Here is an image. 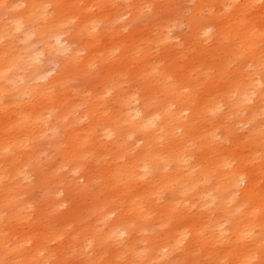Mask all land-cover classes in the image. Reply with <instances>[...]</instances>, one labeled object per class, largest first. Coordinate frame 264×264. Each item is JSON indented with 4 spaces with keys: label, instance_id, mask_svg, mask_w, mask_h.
Instances as JSON below:
<instances>
[{
    "label": "rangeland",
    "instance_id": "374dc122",
    "mask_svg": "<svg viewBox=\"0 0 264 264\" xmlns=\"http://www.w3.org/2000/svg\"><path fill=\"white\" fill-rule=\"evenodd\" d=\"M249 25L264 29V3L0 0V264H264V100L251 122L234 105L264 88ZM187 105L196 121L155 131ZM240 170L251 196L232 194Z\"/></svg>",
    "mask_w": 264,
    "mask_h": 264
},
{
    "label": "bare ground",
    "instance_id": "6f19581e",
    "mask_svg": "<svg viewBox=\"0 0 264 264\" xmlns=\"http://www.w3.org/2000/svg\"><path fill=\"white\" fill-rule=\"evenodd\" d=\"M53 2V1H52ZM229 2V1H228ZM254 2H262V3H264V0H254ZM231 3L232 4H234V5H237L238 3L237 2H235V0H231ZM32 6V5H31ZM45 6V5H44ZM71 7V6H70ZM220 7V6H219ZM228 8V7H227ZM256 8V7H255ZM35 10H36V8H35ZM88 11V10H87ZM239 11H241L242 12V8H241V10H239ZM35 12V11H34ZM36 13H38V12H36ZM225 13V12H224ZM12 14V13H11ZM238 14L239 13H235L234 14V16L235 17H237L238 16ZM34 15H36V14H34ZM16 16V18L14 19V23H15V25L14 26H11V27H9L8 29H6V31H8L7 32V34H6V36H8V35H10L11 34V32H14V33H20L22 30H23V28H24V24H25V21H24V19H23V17L22 16H20V17H18L19 15L17 14V15H15ZM42 16V15H41ZM87 16H89V15H87ZM29 17H31V16H29ZM35 17V16H34ZM94 16H92L91 18H93ZM86 18V17H85ZM90 18V19H91ZM233 18V17H232ZM232 20V19H231ZM243 20V19H242ZM35 21V20H34ZM92 22V21H91ZM100 22V21H99ZM238 23V22H237ZM247 23V22H246ZM245 23V24H246ZM254 23V22H253ZM6 24V23H5ZM31 24V23H30ZM33 24V23H32ZM31 24V25H32ZM34 25V24H33ZM248 25V24H247ZM259 25V24H258ZM8 26V25H7ZM64 26V25H63ZM5 27V26H4ZM33 27H35V26H33ZM83 27V26H82ZM261 27V26H260ZM31 28H32V26H31ZM56 28V27H55ZM60 28V27H59ZM62 28V27H61ZM86 28V27H85ZM84 28V29H85ZM216 28H218L217 26H215L214 24H208V25H204L203 27H202V29H201V31H200V34L201 35H203V33L205 32V30H207V29H211V32H210V34L214 31V34H215V29ZM247 28H249L250 30H252L251 32L252 33H254V35H256V37L258 38V42L260 43V42H262L263 40H264V29H262V31L261 32H258L257 30H256V27L254 26V25H249ZM66 30V29H65ZM92 30V29H91ZM61 31H63V30H60V32ZM57 32V31H56ZM28 33V32H27ZM52 33H54V32H52ZM48 34H50V35H48V36H51V33H48ZM55 34V33H54ZM64 34V33H63ZM209 34V35H210ZM28 36H32V35H30L29 33L27 34ZM58 35V34H57ZM63 36V35H62ZM19 37V36H18ZM50 38V37H49ZM49 38H48V42H50V43H52V44H54L53 42H55V41H53V39L52 40H49ZM54 38H57V36L56 37H54ZM23 39V38H22ZM31 39V38H30ZM58 39V38H57ZM209 39V38H208ZM57 42V41H56ZM48 44V43H47ZM51 44V45H52ZM31 45V44H30ZM50 45V46H51ZM58 45V44H57ZM58 47V46H57ZM52 48H53V46H52ZM48 49H50V47L48 46V45H46V48H45V50H48ZM30 53H33L32 52V50L30 51ZM45 53V52H44ZM36 54H38V57H41L42 55L44 56V54L43 53H34L33 55H35L36 56ZM29 56V55H28ZM34 56V57H35ZM38 59V58H37ZM73 59V58H72ZM31 60V59H30ZM29 60V61H30ZM73 61V60H72ZM5 68V67H4ZM3 68V69H4ZM7 68V67H6ZM1 72H2V70H1ZM5 72V71H4ZM5 74V73H4ZM41 77V76H40ZM241 88H243V86L241 87ZM252 89H255V88H252ZM234 91V90H233ZM240 93V95H239V97L241 98V101H238V100H235V106L236 107H238L239 108V111H241V112H244V113H248L249 114V119L247 120V122H251V120H255L256 118H257V116L259 115V113H258V111H257V109L256 110H254L251 106H250V103H247L246 102V97H250L251 98V101H255V103H257V102H263V100H264V88L262 89V90H256L255 91V93H257V97L255 98L254 96H250V94L251 93H253V92H251V91H249L248 89H245V90H242L241 92H239ZM135 99V98H134ZM138 100V99H137ZM186 103H188V104H193V99L192 98H188V101H186ZM135 106V101L134 102H131L130 103V107H132V109H134L133 107ZM138 109V108H137ZM129 111V110H128ZM194 108L193 107H191V106H189V105H187V107H185V108H183L181 111H179L178 113H175V114H173V113H169L168 112V110L167 109H165V111H163V112H160V114H157V113H152V114H147V116H145V117H141V115H136L138 118H140V119H138L139 120V122H138V126H139V128H143L144 126H146L147 128L149 127V126H151L152 124L150 123V122H152V123H156L155 122V120H154V115L155 114H157V115H155V116H159L161 119H160V122H159V125H160V127H158L155 131H161L162 129H164V128H167L169 125H170V123L171 122H173V121H175V117H177V116H179V115H181V118L182 117H186V116H188V115H193L194 116V118H193V120L195 119V113H194ZM133 112V111H132ZM134 112H135V110H134ZM139 112V111H138ZM140 113V112H139ZM135 114H136V112H135ZM146 115V114H145ZM134 117V116H133ZM45 119V118H44ZM197 120V118L195 119V121ZM45 122V121H44ZM257 128H258V130L257 129H254L255 131H253V133H258V134H261L262 133V131H264L263 130V123H259V124H257V126H256ZM179 129H186V126H182L181 125V127L179 128ZM143 130V129H142ZM154 130H152V131H154ZM70 132V131H69ZM110 134V133H109ZM220 138V137H219ZM264 139V138H263ZM59 143V142H58ZM60 148V147H59ZM229 160V159H228ZM229 163V162H228ZM230 165V164H229ZM60 166V165H59ZM145 166H146V164H145ZM182 166H183V164H182ZM228 166V165H227ZM81 167V166H80ZM142 167V166H141ZM150 167V166H149ZM229 167H231V168H233L234 167V165H233V162H232V164L229 166ZM77 168V167H76ZM145 168H148V167H145ZM134 173V172H133ZM231 173V176H230V178H231V180H232V185L231 186H233L234 188V190H232V194L233 195H235V193L236 192H238V191H242L243 193H245V190H243V189H241V188H239V185H240V181H241V178H243V182H245V183H247V188H249L248 190H246L247 191V193H246V195H248V196H251V195H253V192H254V188H255V185H256V179H254L252 176H250V174L249 173H246L245 171H239V172H237V173H234V172H230ZM27 177V176H26ZM248 182H250V184H248ZM191 188H193V187H191ZM228 190V189H227ZM227 190H225V192L223 193V195H224V201L226 202V203H229L230 202V199H231V195L232 194H228V193H226V191ZM237 194V193H236ZM249 198L250 197H245V199L244 198H242L241 199V201H240V203L238 204V208H241V207H244V206H246L247 205V202L249 201ZM252 208L253 207H249L248 208V211L246 212V214H251L252 213ZM112 213H114L113 211H112ZM111 215V214H110ZM109 215V216H110ZM252 215V214H251ZM249 221V220H248ZM114 222V221H113ZM106 224V223H105ZM224 224V223H223ZM248 224V223H247ZM119 225V224H118ZM221 225V224H220ZM113 226V225H112ZM222 226V225H221ZM120 228V226H114L113 228H111V233L113 232V233H116V234H118V229ZM220 229V228H219ZM121 230L123 231V232H125V233H127V231L125 230V229H123V228H121ZM109 231V230H108ZM122 231H120V232H122ZM221 231V230H220ZM109 232V233H110ZM216 232H217V230H216ZM225 232V231H224ZM108 233V234H109ZM105 235H107V234H105ZM218 235V234H217ZM216 235V236H217ZM187 237L186 239L184 238V237ZM111 239V238H110ZM112 241V240H111ZM175 242H177V243H180L181 245H183L184 243L186 244V243H188L189 242V235H187L186 234V232H181L180 234H178V238L175 240ZM171 244H169L168 246H170ZM251 254V253H250Z\"/></svg>",
    "mask_w": 264,
    "mask_h": 264
},
{
    "label": "clouds",
    "instance_id": "9594fccd",
    "mask_svg": "<svg viewBox=\"0 0 264 264\" xmlns=\"http://www.w3.org/2000/svg\"><path fill=\"white\" fill-rule=\"evenodd\" d=\"M235 2H239V0H235ZM171 31L172 30H169V38H170V35H171ZM210 32H211V29H207V30H205V32L203 33V35L205 36V37H208L209 36V34H210ZM57 43L59 44V39L57 40ZM260 85H259V83L257 82V87H259ZM255 95V92H253V93H251L250 94V96H254ZM246 102L247 103H251L252 101H251V98L250 97H246ZM53 113H51L50 112V114H49V116L48 117H45V126L47 127V121L48 120H50L51 119V115H52ZM137 116L139 115V113H137L136 114ZM155 119H159V117L157 116ZM151 124H152V126L153 127H155V124L154 123H152V122H150ZM45 136L47 135L46 133L44 134ZM109 139L111 138V135H109V137H108ZM130 139H131V137H130ZM216 139H219V137H216ZM83 169L82 168H76V169H74L73 170V172H72V175L73 176H77V175H79V173L82 171ZM145 177H141V179H144ZM240 187H242L243 186V178H241V181H240V185H239ZM59 195H63V193H60ZM235 201V197H233V199H232V201H230V203L231 202H234ZM68 207V205L65 203V204H61V205H59V207H58V211H62V210H64V209H66ZM209 207H210V205H209ZM240 211H242V209L241 208H238L237 210H236V212L237 213H239ZM108 218H111V217H108ZM222 229H223V226H221V236H225V235H227V233L226 232H223L222 231ZM126 235V233L125 232H121L120 233V238H123L124 236ZM249 235H251V233H249ZM185 239L187 238L186 236L184 237ZM89 246H91V242H89Z\"/></svg>",
    "mask_w": 264,
    "mask_h": 264
}]
</instances>
